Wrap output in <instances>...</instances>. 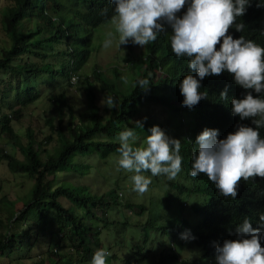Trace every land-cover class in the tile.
<instances>
[{
    "label": "trees",
    "instance_id": "trees-1",
    "mask_svg": "<svg viewBox=\"0 0 264 264\" xmlns=\"http://www.w3.org/2000/svg\"><path fill=\"white\" fill-rule=\"evenodd\" d=\"M250 1L254 8L251 21L255 23L247 24L241 34L264 47V36L258 35L256 23L264 24V7H257L259 0ZM113 7L109 0H9L7 6H0L7 39L0 48V138L18 150L14 155L6 147L0 148V162L11 174L24 175L32 181L24 196L15 193L12 200L0 186V264L3 256L11 261L32 260L30 264H91L93 254L101 248L111 253L107 264L115 263L119 256L125 261L134 260V255L138 264H149L151 260L154 264L188 263L179 261L176 254L161 253L166 246L160 239L152 247L158 250L152 259L143 247L139 250L133 244L134 240L139 242L138 230L142 233L163 228L158 227L159 222L152 223L154 216L145 219L144 209L139 212L141 222L130 227L138 215H125L121 210L137 205L130 200L123 202L120 195L127 191L126 186L133 190V184L132 173L117 163L118 136L126 128H133L139 146L151 134L152 126L164 131L166 124L165 134L181 141L183 171L178 174V184H166L164 198H170L167 192L173 188L185 192L195 186L206 187L203 180L190 175L188 159L191 146L197 148L193 141L197 137L195 130L212 123L213 118L197 108L187 112V124L186 116L175 106V83L183 63L173 54L166 36L159 35L145 48L129 40L122 45L125 53L117 49L113 56L110 54L105 42L112 38L117 46L119 36L114 26L111 35L101 34L100 29L113 23ZM232 31L233 27L229 33ZM95 38V53L102 57L110 54L111 68L102 70L95 63V55L91 59ZM126 76L128 80H124ZM142 79L150 81L147 89L138 85ZM107 94L116 99L115 108L101 104ZM78 98L80 110L73 102ZM38 102L47 103L46 117L41 126L33 128L32 121L24 119L29 116L26 109ZM172 117L181 121L174 128L168 125ZM135 121H141L143 128H136ZM230 122L227 118L226 124ZM15 124H22L23 130L15 129ZM42 127L49 129L47 134ZM187 130L194 131L193 135ZM261 131L264 138V128ZM52 143L54 146L49 147ZM93 156L106 162L107 171L119 173L112 181L108 179L112 182L108 190L97 194L88 185L69 181L54 185L59 174L95 173L94 166L83 162ZM143 174L151 177L150 172ZM159 177H151L148 190L160 186ZM260 179L240 182L236 199L224 200L221 216L227 209L248 210L259 219V214L264 213V179ZM187 181L189 184H184ZM253 198L260 202L251 201ZM20 201L23 206L18 208ZM115 214L119 216L113 218ZM211 237L212 231L207 235L193 231V243L204 258L216 256L217 240ZM125 240L130 242L129 247L124 245ZM124 248L131 249L123 254Z\"/></svg>",
    "mask_w": 264,
    "mask_h": 264
},
{
    "label": "clouds",
    "instance_id": "clouds-1",
    "mask_svg": "<svg viewBox=\"0 0 264 264\" xmlns=\"http://www.w3.org/2000/svg\"><path fill=\"white\" fill-rule=\"evenodd\" d=\"M109 3L114 6L111 20L119 36V47L131 40L145 48L159 35L170 39L173 54L183 63L175 83V106L186 116L187 124L190 123L187 112L197 108L213 118L212 123L195 130L197 137L193 141L197 148L191 146L188 159L190 175L203 180L206 187L195 186L185 192L173 188L177 194L167 192L170 198L165 197L163 218L158 226L163 230L157 231L161 233L160 240L167 238V244L163 241L170 249L166 254H176L183 261L184 256L177 252L176 246L187 243L196 254L185 259L187 264H194L195 256L204 258V255L193 243V231L204 235L212 231L211 240L216 238L218 244L216 256L204 259H216L214 264H264V213L258 219L248 210L227 209L221 216L224 200L236 199L240 182L264 179V138L261 137L264 95H257L264 93V47L241 34L247 24L255 23L251 21L252 2L109 0ZM257 7H264V0H259ZM256 23L258 35L264 36V24ZM111 43L108 39L105 47ZM137 83L147 89L150 81L142 79ZM101 104L111 109L117 106V101L107 94ZM227 118L231 120L229 125ZM171 123L174 125H168L174 128L181 121L172 117ZM134 124L143 128L141 121ZM164 126V131L152 126L151 134L139 146L133 128L119 133L117 163L132 173L133 190L140 194L148 191L151 177L164 175L166 184L180 182L181 141L165 134L168 129ZM193 132L187 130L192 135ZM144 172H150L151 177ZM251 201L260 202L255 198ZM137 207L129 209L130 215L144 209ZM215 216H218L216 220ZM157 221L155 218L152 223ZM137 244L136 241L135 246H142ZM152 247H155L153 243L150 250ZM110 255L105 249H97L91 264H107Z\"/></svg>",
    "mask_w": 264,
    "mask_h": 264
},
{
    "label": "rangeland",
    "instance_id": "rangeland-1",
    "mask_svg": "<svg viewBox=\"0 0 264 264\" xmlns=\"http://www.w3.org/2000/svg\"><path fill=\"white\" fill-rule=\"evenodd\" d=\"M9 4V0H2L0 3L1 8L5 7ZM1 18V16H0ZM114 26L113 23L109 22L107 24V26H102V28L100 29V33L101 34H110L112 32V27ZM111 38V37H110ZM6 37L1 25V21H0V48L1 46L6 45L4 42L6 41ZM111 40L114 41V39L111 38ZM97 42V38L92 40V46L94 47V50L92 51V55H91V59H93L94 55H95V63H98L99 66L101 67L102 70H106L107 67L109 66L111 68V61L109 59L108 56H110V54H112V56L114 55L113 53L118 49L121 50L122 49V45L114 44L111 43L110 45H108L107 47L109 49H111L112 53H110L109 55L102 57L99 54L95 53L96 52V45ZM97 52H100L99 50H97ZM122 53H125V51L122 49L121 50ZM99 56H97V55ZM91 64H94V62L91 60ZM118 69H121V67H117ZM122 70V69H121ZM124 80H128V76L125 77ZM118 82V79H117ZM44 90L43 87H41L40 90ZM42 90V91H43ZM131 91V89L129 90ZM73 94L76 95L73 91ZM45 98V97H43ZM73 102L75 103V109H79L81 108V99H76L73 100ZM27 114H29L28 117H25V121L31 120L32 123V127L33 128H37L39 126H41L43 124L44 118L46 117L45 115V110H47V103H43V102H38L35 105H31L29 106L27 109ZM30 115L32 116V119L30 118ZM49 117V115H48ZM77 122V119L76 121ZM20 127H22V124L19 125H14L15 129H19V131L21 132ZM42 132L44 134H47L49 129L47 127H42ZM37 134H39V132L37 131ZM43 135H40V138H42ZM39 138V139H40ZM54 143H52L51 145H49V147H53ZM6 147V151L14 154V155H18V150L12 145V144H6V141L3 138H0V148H4ZM83 162L91 164L92 166H94L96 168V172L95 173H90L88 175H84V176H79L78 174H73V173H63V174H59L57 175L56 180L54 181V185L62 182V181H69L74 185H88L87 187H89V189H92L93 192H96L97 194H100L106 190H108V188L110 187V183L108 179L110 178V180L112 181L113 178H116L119 173L118 171H107L106 170V162L104 163V161H102L100 158H95L94 156L87 159V160H83ZM165 176L164 175H160V177L157 179L159 181V187H155L154 189L150 188L148 191H146L143 194L140 193H136L134 198V191L128 189L129 187L126 186L125 188H127V191L125 192H121L122 193V197H124V199L122 200L123 202L126 201H132V203H139L144 210L142 211V214H145V219H147V216H154L155 218H157V222H162V218H163V208L164 205L166 204V198H164V194L166 191V180H165ZM32 185V181L24 175H13L11 174L7 167L6 164L4 162H0V186L3 189V193L8 194L10 199H14V194L16 193L17 196H24V194L27 193V190L29 189V187ZM171 193L177 194V192L175 190H170ZM132 198V200L130 199ZM22 201L17 203V207L20 208L22 207ZM121 210L124 211L125 215H130L129 210L121 207ZM136 212H138V210H136ZM140 212V209H139ZM138 217L136 216L134 219H132V221L130 222V227H136L140 222H141V218L139 219V214H137ZM141 215V213H140ZM119 215L115 214L113 216V218H117ZM1 231V230H0ZM138 234L140 235L139 238V244H142V246H137L136 249H145V252L150 253L151 256L150 258L152 259L155 254L158 253V250L156 248L151 249V243L154 244V246L156 245L157 240H159L161 238V233L156 231L155 229L153 230H146L142 233H140V231L138 230ZM147 236V239L145 241V237ZM165 237V236H164ZM163 240L161 239L160 241L162 242V244L164 245L165 243L167 244V238H164ZM163 241L165 243H163ZM136 241L134 240L133 244H135ZM137 244V245H139ZM124 245L126 247L130 246V242L128 240L124 241ZM128 249L130 250L131 248H124L122 250V253L124 254L126 251H128ZM192 246H190L189 244H185V245H180L177 244L176 246V250L179 254H181L183 257H181L182 260H186L185 258L188 257H193L194 254H196V251L193 249ZM169 248L164 247L163 250H160V252H163L164 254H166V251H169ZM190 251V252H189ZM189 252V253H188ZM137 253V251H136ZM144 254V253H143ZM146 256L147 259H149V257L147 256V254H144ZM135 259L134 260H128L125 261V258L122 257H118L117 259H115V263L113 264H138V260H137V256L134 255ZM195 263L194 264H214L216 263V259H204V258H200L195 256ZM13 260V259H12ZM150 260V259H149ZM1 261L3 264H30L32 260H25L24 259H14L13 261H11L9 258L3 256L1 258ZM149 264H154V261L151 260V263ZM169 264H173V262H170Z\"/></svg>",
    "mask_w": 264,
    "mask_h": 264
}]
</instances>
